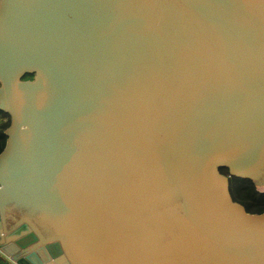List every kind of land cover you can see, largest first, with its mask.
Masks as SVG:
<instances>
[{
    "label": "water",
    "instance_id": "water-1",
    "mask_svg": "<svg viewBox=\"0 0 264 264\" xmlns=\"http://www.w3.org/2000/svg\"><path fill=\"white\" fill-rule=\"evenodd\" d=\"M0 10V252L15 264H264V212L235 201L220 171L264 191V0Z\"/></svg>",
    "mask_w": 264,
    "mask_h": 264
},
{
    "label": "trees",
    "instance_id": "trees-1",
    "mask_svg": "<svg viewBox=\"0 0 264 264\" xmlns=\"http://www.w3.org/2000/svg\"><path fill=\"white\" fill-rule=\"evenodd\" d=\"M32 75H27L26 79H30ZM6 116L7 121L0 126V155L4 151L7 139L8 128L11 124V117L6 112L0 110ZM220 171L230 176V190L235 201L242 203L250 213L264 212V192L259 191L256 181L250 177H241L238 175H230V170L227 167L220 168Z\"/></svg>",
    "mask_w": 264,
    "mask_h": 264
},
{
    "label": "crops",
    "instance_id": "crops-1",
    "mask_svg": "<svg viewBox=\"0 0 264 264\" xmlns=\"http://www.w3.org/2000/svg\"><path fill=\"white\" fill-rule=\"evenodd\" d=\"M0 264H15L12 260H10L6 255L0 252Z\"/></svg>",
    "mask_w": 264,
    "mask_h": 264
},
{
    "label": "flooded vegetation",
    "instance_id": "flooded-vegetation-1",
    "mask_svg": "<svg viewBox=\"0 0 264 264\" xmlns=\"http://www.w3.org/2000/svg\"><path fill=\"white\" fill-rule=\"evenodd\" d=\"M42 228L44 227L43 225H40ZM45 234H46V236H49V237H52V233L49 231V230H45ZM68 237H66L65 239H66V243H67V246H68V248H69V245H70V243H69V240L67 239ZM75 242V241H74ZM74 242H73V245H75L74 244ZM71 246V245H70ZM68 252V251H67ZM68 255H69V257H70V259H71V256H70V254L68 253ZM75 260V259H74ZM73 261V260H72ZM75 262L77 263V261L75 260Z\"/></svg>",
    "mask_w": 264,
    "mask_h": 264
},
{
    "label": "built area",
    "instance_id": "built-area-1",
    "mask_svg": "<svg viewBox=\"0 0 264 264\" xmlns=\"http://www.w3.org/2000/svg\"><path fill=\"white\" fill-rule=\"evenodd\" d=\"M7 121L6 116H4L1 112H0V126H2L4 124V122Z\"/></svg>",
    "mask_w": 264,
    "mask_h": 264
},
{
    "label": "rangeland",
    "instance_id": "rangeland-1",
    "mask_svg": "<svg viewBox=\"0 0 264 264\" xmlns=\"http://www.w3.org/2000/svg\"><path fill=\"white\" fill-rule=\"evenodd\" d=\"M2 87V83L0 82V88ZM5 124V123H4ZM10 125L11 124H9V128H10ZM4 126V125H3ZM9 128H8V130H9ZM260 191V190H259ZM262 192H264V191H262Z\"/></svg>",
    "mask_w": 264,
    "mask_h": 264
},
{
    "label": "bare ground",
    "instance_id": "bare-ground-1",
    "mask_svg": "<svg viewBox=\"0 0 264 264\" xmlns=\"http://www.w3.org/2000/svg\"><path fill=\"white\" fill-rule=\"evenodd\" d=\"M0 12H1V10H0Z\"/></svg>",
    "mask_w": 264,
    "mask_h": 264
}]
</instances>
